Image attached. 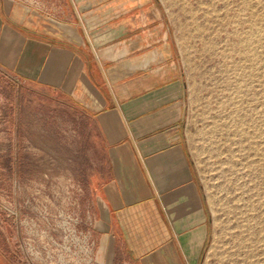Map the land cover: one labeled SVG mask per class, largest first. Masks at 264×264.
<instances>
[{"label": "rangeland", "instance_id": "obj_1", "mask_svg": "<svg viewBox=\"0 0 264 264\" xmlns=\"http://www.w3.org/2000/svg\"><path fill=\"white\" fill-rule=\"evenodd\" d=\"M151 2L180 68L183 136L207 211L199 264H264V0ZM83 127L64 95L0 69V264L104 263ZM36 251L59 262L38 263Z\"/></svg>", "mask_w": 264, "mask_h": 264}, {"label": "crops", "instance_id": "obj_2", "mask_svg": "<svg viewBox=\"0 0 264 264\" xmlns=\"http://www.w3.org/2000/svg\"><path fill=\"white\" fill-rule=\"evenodd\" d=\"M51 1L47 15L0 0V69L80 112L104 264H199L207 211L157 9L151 0Z\"/></svg>", "mask_w": 264, "mask_h": 264}, {"label": "built area", "instance_id": "obj_3", "mask_svg": "<svg viewBox=\"0 0 264 264\" xmlns=\"http://www.w3.org/2000/svg\"><path fill=\"white\" fill-rule=\"evenodd\" d=\"M11 1H13L15 3H18V4H20V5L24 6V7L25 6H28V7L34 8L36 10L45 12V13H47V15L51 13V11L49 10L51 8V6H50V4L46 0H11ZM48 5L50 6V8H47ZM87 218H88V216H87ZM72 247H73V249H75L74 246H72ZM92 247H93V242L92 241H90V242H88V241L83 242L81 244V246H80V249L82 251V254L84 256H86V254H87V256H90L91 255V251H92ZM78 248H79V246H78ZM91 261L94 264H104L101 260H92L90 257L87 258V261L85 263L86 264H90Z\"/></svg>", "mask_w": 264, "mask_h": 264}, {"label": "flooded vegetation", "instance_id": "obj_4", "mask_svg": "<svg viewBox=\"0 0 264 264\" xmlns=\"http://www.w3.org/2000/svg\"><path fill=\"white\" fill-rule=\"evenodd\" d=\"M29 255H31V254H29ZM54 256L55 257H53L51 254H49V253H45V255L43 256L42 254H40V252L39 251H36V253H35V257L38 259V263H42V262H45L47 259H49V260H55V262H59V258H58V256L59 255H57V254H54ZM29 260L32 262V259L31 258H29ZM37 264V263H36Z\"/></svg>", "mask_w": 264, "mask_h": 264}]
</instances>
